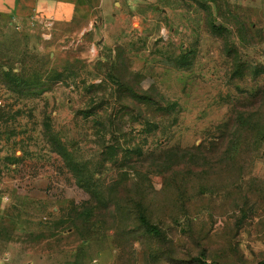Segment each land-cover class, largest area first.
Returning a JSON list of instances; mask_svg holds the SVG:
<instances>
[{
	"label": "rangeland",
	"instance_id": "1",
	"mask_svg": "<svg viewBox=\"0 0 264 264\" xmlns=\"http://www.w3.org/2000/svg\"><path fill=\"white\" fill-rule=\"evenodd\" d=\"M89 17H0V264L264 261V0Z\"/></svg>",
	"mask_w": 264,
	"mask_h": 264
},
{
	"label": "crops",
	"instance_id": "2",
	"mask_svg": "<svg viewBox=\"0 0 264 264\" xmlns=\"http://www.w3.org/2000/svg\"><path fill=\"white\" fill-rule=\"evenodd\" d=\"M115 4L116 0H0V17L56 23L83 15L91 21L98 13L104 18L111 14Z\"/></svg>",
	"mask_w": 264,
	"mask_h": 264
},
{
	"label": "trees",
	"instance_id": "3",
	"mask_svg": "<svg viewBox=\"0 0 264 264\" xmlns=\"http://www.w3.org/2000/svg\"><path fill=\"white\" fill-rule=\"evenodd\" d=\"M134 215L138 223L143 227L144 231L147 234L155 236V237H161L163 235V230L161 226L153 221L150 213L148 212V208L143 202H139V204H136ZM194 261H198L200 263L204 262V264L205 263L207 264L205 260L199 257L194 259ZM257 264H264V261H260Z\"/></svg>",
	"mask_w": 264,
	"mask_h": 264
},
{
	"label": "built area",
	"instance_id": "4",
	"mask_svg": "<svg viewBox=\"0 0 264 264\" xmlns=\"http://www.w3.org/2000/svg\"><path fill=\"white\" fill-rule=\"evenodd\" d=\"M0 104H1V100H0Z\"/></svg>",
	"mask_w": 264,
	"mask_h": 264
}]
</instances>
